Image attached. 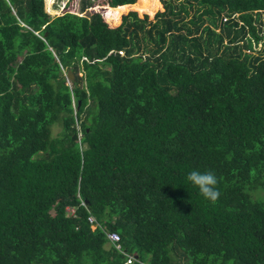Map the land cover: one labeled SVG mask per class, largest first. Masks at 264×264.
<instances>
[{"label":"trees","instance_id":"1","mask_svg":"<svg viewBox=\"0 0 264 264\" xmlns=\"http://www.w3.org/2000/svg\"><path fill=\"white\" fill-rule=\"evenodd\" d=\"M49 1L0 0V264H264V0Z\"/></svg>","mask_w":264,"mask_h":264},{"label":"clouds","instance_id":"2","mask_svg":"<svg viewBox=\"0 0 264 264\" xmlns=\"http://www.w3.org/2000/svg\"><path fill=\"white\" fill-rule=\"evenodd\" d=\"M44 6H45V3H44ZM187 180L193 186L199 189L200 194L205 199L211 202H216L218 200L220 196V192L217 188L218 180L213 172L211 171L200 172L197 170H193L188 174Z\"/></svg>","mask_w":264,"mask_h":264},{"label":"built area","instance_id":"3","mask_svg":"<svg viewBox=\"0 0 264 264\" xmlns=\"http://www.w3.org/2000/svg\"><path fill=\"white\" fill-rule=\"evenodd\" d=\"M64 7V3L60 7V12L62 11ZM234 15H232L233 17ZM237 16V14H235ZM227 17H223V21H225ZM81 205H84V203L81 201ZM66 214L69 216L75 215L76 207L74 206H66ZM88 221L90 223L91 229H95L98 226V223L96 222L95 218L93 216H88ZM105 236L107 239V242L111 245H114L116 249H118L120 252H122L126 258L123 262V264H133L136 258L126 252H124L120 245L121 237L118 232L116 231H105Z\"/></svg>","mask_w":264,"mask_h":264},{"label":"rangeland","instance_id":"4","mask_svg":"<svg viewBox=\"0 0 264 264\" xmlns=\"http://www.w3.org/2000/svg\"><path fill=\"white\" fill-rule=\"evenodd\" d=\"M65 1H66V0H50V1L48 2L49 9H50L51 11L56 12V13H55V14H50V13H48V12H47V13H48L51 17L60 14V7H61V5H62L63 3H65ZM44 3H45V0H44ZM84 13L87 14V12H84ZM259 21H261V23H260L261 26L264 27V11H261ZM259 21H258V22H259ZM217 31H218V29H217ZM254 51H258V49L255 48ZM60 131H61V127H60L59 124H56V125H54V126L52 127V134H53V136H57V135L60 133ZM77 137H78V139H79V135H78Z\"/></svg>","mask_w":264,"mask_h":264},{"label":"water","instance_id":"5","mask_svg":"<svg viewBox=\"0 0 264 264\" xmlns=\"http://www.w3.org/2000/svg\"><path fill=\"white\" fill-rule=\"evenodd\" d=\"M46 35H47V33H44V36H46ZM66 76H67L68 81H69V80L71 81V80L73 79V74L71 73V71H68L67 74H66ZM72 139H74V140H78L77 135L74 134V135L72 136Z\"/></svg>","mask_w":264,"mask_h":264},{"label":"bare ground","instance_id":"6","mask_svg":"<svg viewBox=\"0 0 264 264\" xmlns=\"http://www.w3.org/2000/svg\"><path fill=\"white\" fill-rule=\"evenodd\" d=\"M95 218V217H94Z\"/></svg>","mask_w":264,"mask_h":264},{"label":"crops","instance_id":"7","mask_svg":"<svg viewBox=\"0 0 264 264\" xmlns=\"http://www.w3.org/2000/svg\"><path fill=\"white\" fill-rule=\"evenodd\" d=\"M47 12V11H46Z\"/></svg>","mask_w":264,"mask_h":264}]
</instances>
